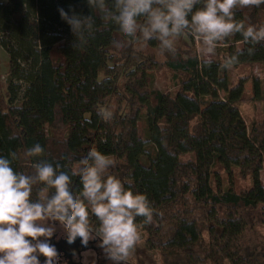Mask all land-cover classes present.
Returning a JSON list of instances; mask_svg holds the SVG:
<instances>
[{
  "label": "trees",
  "instance_id": "trees-1",
  "mask_svg": "<svg viewBox=\"0 0 264 264\" xmlns=\"http://www.w3.org/2000/svg\"><path fill=\"white\" fill-rule=\"evenodd\" d=\"M61 7L70 15L93 14L85 44L76 42L61 19ZM233 11L245 25H264V5ZM194 36L185 31L177 37L192 42ZM139 41L92 13L86 0L0 2V47L8 58L0 90V156L26 174L46 160L71 175L79 157L96 148L113 160L109 171L126 187L147 195L152 220L136 217L135 222L148 234L147 247L160 251L162 264H260L257 252L244 253L246 224L238 210L264 209V184L237 193L221 187L215 170L220 166L229 176L238 171L246 177L264 169V118L248 127L236 106L245 96V78L227 85L220 96L219 83L227 80L221 63L212 59L205 66L190 48H174L162 64L184 77L172 94L153 89L148 71L157 62L136 49ZM146 42L161 51L157 40ZM236 42L242 51L231 65L264 62V42H245L239 33L223 39L225 58L237 51ZM110 65L118 71L112 73ZM251 86V99L264 100L261 80L252 76ZM111 98L116 108L103 117L100 110H108ZM142 117L145 137L139 132ZM36 143L43 152L27 157ZM188 153L193 158L182 161ZM71 179L78 191L79 177ZM40 187H33V197Z\"/></svg>",
  "mask_w": 264,
  "mask_h": 264
},
{
  "label": "clouds",
  "instance_id": "clouds-1",
  "mask_svg": "<svg viewBox=\"0 0 264 264\" xmlns=\"http://www.w3.org/2000/svg\"><path fill=\"white\" fill-rule=\"evenodd\" d=\"M105 22H114L127 37L157 40L161 51H174V38L185 31L198 35L212 53L217 41L239 33L245 42H264V25H245L234 19L237 6L264 5V0H86ZM76 42L83 45L91 35L94 16L58 8ZM142 18V19H141ZM117 44L121 43L116 41ZM242 50L224 60L235 63ZM249 54L253 49H248ZM205 66L213 63L205 58ZM100 115L111 116L107 109ZM43 152L39 143L29 147L27 157ZM12 159L15 153L9 154ZM113 160L96 148L80 157L75 169L61 170L46 160L34 164V173L15 171L12 160L0 156V264H61V253L53 239L57 228L68 244L97 240L105 257L121 264L140 239L136 217L152 220L153 210L145 193L125 186L109 170ZM78 176L80 189L72 184ZM42 185L35 197L33 187ZM93 217L95 223H93ZM73 255L75 252L73 251ZM43 256V260L39 257Z\"/></svg>",
  "mask_w": 264,
  "mask_h": 264
},
{
  "label": "rangeland",
  "instance_id": "rangeland-1",
  "mask_svg": "<svg viewBox=\"0 0 264 264\" xmlns=\"http://www.w3.org/2000/svg\"><path fill=\"white\" fill-rule=\"evenodd\" d=\"M5 0H0V2ZM237 6L236 8H238ZM235 8V9H236ZM192 42H189L185 37L174 38V48L187 49L190 48L193 52L198 55L200 59L210 58L217 60L221 63V76L225 75L227 80H221L219 83V94L224 95L226 86L235 85L241 78L244 80V99L236 103L242 117L244 118L248 127L254 122H260L264 118V100L255 101L251 99V77H257L261 80L264 87V62L251 63V64H238L229 65L227 68L224 67V59L226 55L227 45L223 43V39L216 42L215 49L212 53H207L206 46L203 44L202 38L194 36ZM235 48L239 49L242 44L236 42ZM135 47L142 53L154 56L157 65L150 69V87L158 89L163 92L174 93L177 90V81L184 75H178L175 77L173 71L167 69L162 62L167 57L168 51H157L152 49L145 40L135 42ZM8 58L3 48L0 47V90L5 86V74L7 72ZM111 72H117L119 67L110 65ZM122 80H120V83ZM108 110L112 113L116 108L115 99L111 98L107 102ZM145 118L142 117L139 121V132L141 136H146V130L144 128ZM196 118L191 121L193 124ZM193 154H183L180 156L182 161L192 159ZM215 170L219 174V180L222 188H228L232 186L235 192L239 193L250 188L254 183L264 184V169L241 177L238 171H233L232 175L229 176L220 166H216ZM211 186L215 189L217 180L215 181L214 174L211 175ZM238 212L241 214L245 221V229L242 236V246L244 253L257 252L262 258H260V264H264V209L261 206L256 208L239 209ZM140 233V239L130 251L129 256L126 258L130 264H162L160 251L158 249H150L147 247L146 239L148 237L147 232L138 226ZM206 238V235H205Z\"/></svg>",
  "mask_w": 264,
  "mask_h": 264
},
{
  "label": "flooded vegetation",
  "instance_id": "flooded-vegetation-1",
  "mask_svg": "<svg viewBox=\"0 0 264 264\" xmlns=\"http://www.w3.org/2000/svg\"><path fill=\"white\" fill-rule=\"evenodd\" d=\"M53 239L61 253V264H113L103 254L102 249L98 246L97 240H89L87 245L81 244L80 238H77L73 244H68L62 234V229L57 228V233ZM73 251L75 255H73ZM43 260V256L39 257ZM121 264H130L129 261Z\"/></svg>",
  "mask_w": 264,
  "mask_h": 264
}]
</instances>
